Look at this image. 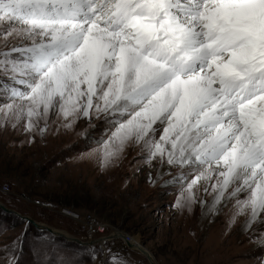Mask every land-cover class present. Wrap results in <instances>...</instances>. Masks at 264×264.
Masks as SVG:
<instances>
[{
    "label": "snow or ice",
    "instance_id": "6c2138e0",
    "mask_svg": "<svg viewBox=\"0 0 264 264\" xmlns=\"http://www.w3.org/2000/svg\"><path fill=\"white\" fill-rule=\"evenodd\" d=\"M0 29L18 38L0 53L6 119L102 128L105 161L139 146L177 170L174 206L206 209L210 188L264 228V0H0ZM22 253L9 238L0 264Z\"/></svg>",
    "mask_w": 264,
    "mask_h": 264
},
{
    "label": "rangeland",
    "instance_id": "374dc122",
    "mask_svg": "<svg viewBox=\"0 0 264 264\" xmlns=\"http://www.w3.org/2000/svg\"><path fill=\"white\" fill-rule=\"evenodd\" d=\"M17 43V37L0 29V53L8 50L5 44L11 47ZM2 67L0 55V70ZM4 86L0 78V92ZM26 123V116L6 119L0 107V218L15 225L0 232V245L20 236L23 264H48L65 258L74 264H149L140 252L127 247V241L146 250L155 264H248L252 259H264V253L219 254L206 249V232L215 221L201 228L198 214L192 221L197 235H181L184 220L178 221L174 206L179 184L164 190L157 178L148 180L153 167L141 151L105 161L102 142L97 143L102 128L93 130L86 122L71 127L51 125L47 119L26 130ZM176 173L172 169L165 179L171 184L170 177ZM3 209L84 244L102 241L85 247L35 229ZM115 233L124 238H110ZM257 233L264 234V228Z\"/></svg>",
    "mask_w": 264,
    "mask_h": 264
},
{
    "label": "bare ground",
    "instance_id": "6f19581e",
    "mask_svg": "<svg viewBox=\"0 0 264 264\" xmlns=\"http://www.w3.org/2000/svg\"><path fill=\"white\" fill-rule=\"evenodd\" d=\"M53 117V119H52ZM50 124L52 125L59 123V125L65 124L63 118L58 117L56 114L48 117ZM45 121V120H44ZM53 124V125H54ZM56 126V125H55ZM61 133V132H60ZM139 146H131L125 150V152L118 158L128 157L136 152H140ZM117 160V159H115ZM118 161V160H117ZM153 167V170L150 172L151 176L155 179L157 178L161 182V188L164 190L172 189V186H176L178 183L172 181L169 183H164L163 179L160 178L159 172L161 170L164 171V179L170 174V171L173 169L168 166L166 163L161 166L158 162L154 161L155 167L150 163ZM150 173H147L148 176ZM191 179V178H190ZM148 180H152L149 179ZM200 183V182H198ZM180 195V194H179ZM197 197L201 201H207V208L204 209V206L201 203L194 204L192 208L188 207H177L178 221L181 222L184 220V227L181 230V235H197L193 231V218L197 214L198 226L204 228L205 225L210 221H215L212 229L207 230L206 232V243L205 247L212 253H226V252H243L245 254L257 255L264 253V246L260 245L257 242L258 230L261 225L257 222L248 221L245 213L240 212V210L236 206V201L234 199L225 200L224 197H221L219 200L215 199L212 195V189L209 188L208 192L205 193L203 189L197 193ZM220 212V213H219ZM237 229V235L234 233ZM53 231V230H52ZM57 233V231H53ZM177 232V231H176ZM59 234V233H58ZM178 233H176L177 235ZM62 235V234H60ZM115 235H121L119 233H115ZM260 235V234H259ZM66 239L71 240V237H67L63 235ZM243 240H247L246 245L242 247V249H237ZM189 241V240H188ZM187 241V242H188ZM192 241V240H191ZM94 243L92 241L86 242L85 247L88 246L86 244ZM127 243H130L127 241ZM256 243H258L256 245ZM137 249H140V246H136L134 243H130ZM264 257V256H263ZM152 259V258H151ZM263 259V258H262ZM153 261V259H152ZM261 261H264L261 260ZM243 264V263H240ZM247 264V263H244ZM248 264H261L260 259H252L248 262Z\"/></svg>",
    "mask_w": 264,
    "mask_h": 264
},
{
    "label": "water",
    "instance_id": "95a60500",
    "mask_svg": "<svg viewBox=\"0 0 264 264\" xmlns=\"http://www.w3.org/2000/svg\"><path fill=\"white\" fill-rule=\"evenodd\" d=\"M3 210H4L5 212H7L8 214H12V215H14V216L17 217V218H19V219H21V220H23V221H26L27 223H30L35 229L42 230V231L45 230V231L49 232L50 234H53V235L56 236V237H62V238H64V239H66L63 235H60V234H58V233H54L51 229H49V228H47V227H45V226H43V225H39V224L33 222L32 220L28 219L27 217L20 216L19 214L15 213V212H13V211H11V210H7V209H3ZM110 238L115 239V238H124V237L121 236V235L118 236V235L113 234L112 236H110ZM67 240H68V239H67ZM69 241H74L76 244H79V245L85 246L84 243H82L81 241H79V240H77V239H72V238H71V240H69ZM101 241H102V240L99 239V240H96V241H93V242H94V243H99V242H101ZM85 243H86V242H85ZM94 243H89L88 245H92V244H94ZM100 244H103V243H100ZM86 245H87V244H86ZM126 245H127L128 248L140 252V253L146 258V260L148 261L149 264H155L154 261H152L151 257L149 256L148 252H147L146 250H144L143 248L137 249L136 247H134L133 245H131L130 243H127V242H126Z\"/></svg>",
    "mask_w": 264,
    "mask_h": 264
},
{
    "label": "built area",
    "instance_id": "2783aa9c",
    "mask_svg": "<svg viewBox=\"0 0 264 264\" xmlns=\"http://www.w3.org/2000/svg\"><path fill=\"white\" fill-rule=\"evenodd\" d=\"M65 213V212H64ZM65 215H68V212H66L65 213ZM74 217V216H73ZM89 241H92V240H89ZM103 244L105 243V242H102ZM100 245H102V244H100Z\"/></svg>",
    "mask_w": 264,
    "mask_h": 264
}]
</instances>
